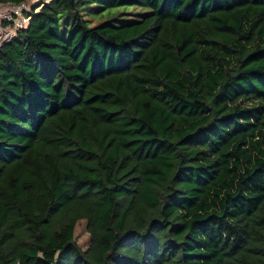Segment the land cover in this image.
<instances>
[{"label": "trees", "instance_id": "16d2710c", "mask_svg": "<svg viewBox=\"0 0 264 264\" xmlns=\"http://www.w3.org/2000/svg\"><path fill=\"white\" fill-rule=\"evenodd\" d=\"M36 6L0 46V264H264V0Z\"/></svg>", "mask_w": 264, "mask_h": 264}, {"label": "built area", "instance_id": "2783aa9c", "mask_svg": "<svg viewBox=\"0 0 264 264\" xmlns=\"http://www.w3.org/2000/svg\"><path fill=\"white\" fill-rule=\"evenodd\" d=\"M35 2L36 0L0 2V46L29 24L33 13L40 8L34 7Z\"/></svg>", "mask_w": 264, "mask_h": 264}, {"label": "rangeland", "instance_id": "374dc122", "mask_svg": "<svg viewBox=\"0 0 264 264\" xmlns=\"http://www.w3.org/2000/svg\"><path fill=\"white\" fill-rule=\"evenodd\" d=\"M39 1L41 0H36V2L34 3V5L36 3H39ZM47 1V0H46ZM128 12V10H126ZM133 10L130 11V13ZM75 237L78 241V243L80 244V246H82L84 249L89 245V241H90V234L87 231V224L86 221H80L76 227V231H75Z\"/></svg>", "mask_w": 264, "mask_h": 264}]
</instances>
